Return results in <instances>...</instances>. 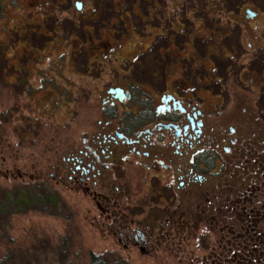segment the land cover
<instances>
[{"label": "rangeland", "instance_id": "rangeland-1", "mask_svg": "<svg viewBox=\"0 0 264 264\" xmlns=\"http://www.w3.org/2000/svg\"><path fill=\"white\" fill-rule=\"evenodd\" d=\"M160 26L181 35L168 31L149 45ZM261 51L264 11L252 0L239 9L231 0H0V256L11 252L2 264H90L92 254L108 264H228L246 237L264 262ZM146 72H157L148 81L158 87L165 76L179 91H197L210 105L211 139L230 152L221 150L212 175L186 189L168 171L145 184L131 156L122 175L96 179L97 193L114 198L103 213L92 192L55 174L81 137L100 131L106 90L140 85ZM23 192L20 212L6 214L5 197ZM115 218L156 228L149 254L121 246Z\"/></svg>", "mask_w": 264, "mask_h": 264}, {"label": "flooded vegetation", "instance_id": "flooded-vegetation-1", "mask_svg": "<svg viewBox=\"0 0 264 264\" xmlns=\"http://www.w3.org/2000/svg\"><path fill=\"white\" fill-rule=\"evenodd\" d=\"M79 5H81L80 10H78ZM75 9L81 11L82 2H76ZM156 16L161 22L159 15ZM112 22L113 18L110 17L108 26ZM58 28H61V25ZM170 28L163 29L161 26L157 28L154 40H151L149 45L152 46L157 38H163L168 31L170 38L181 35ZM189 38L190 35L187 46L191 43ZM169 44H172L171 40ZM148 50L149 47L142 53L146 54ZM156 52L160 61H164L169 50L161 46L156 48ZM156 63L158 64L157 60ZM160 66H162L161 62ZM162 70V74L165 75V69ZM149 75L157 81V72L152 74L146 72L142 75L143 80L140 85L130 82L128 88L115 86L106 90V97L103 99L104 121L98 123L101 127L100 131L91 136L81 137L80 144L63 157V164L58 166V173L55 174V178H60V175L65 178L67 185H75L85 192H92L96 205L103 213L108 212L105 209L106 205L113 203L114 198L97 193L96 179L102 173L107 175L108 171L113 170H118L121 173L118 175H122L123 164L131 156L139 158L137 165L144 172L145 184L150 185L153 181H159L157 175L162 171H168L177 176L179 187L186 189L194 184L203 183L207 176L212 175L213 169L222 159L221 150L224 153L230 152V148L221 146L220 141L223 142V139L220 137L211 139L206 124L207 119L212 116L210 105L198 95L197 91L191 86L179 91L177 87L170 85L172 83L167 82L165 76L162 85L158 87L157 83L148 81ZM143 84H145L144 88H142ZM111 89H121L124 92L122 99L109 95L108 91ZM137 91L138 96L135 94ZM114 102L121 107L119 109L122 110V115ZM133 110H136V113ZM229 133L233 135L234 130L229 128ZM237 141L236 138L228 139L231 146ZM114 180L118 181L117 178ZM90 183L91 186H88ZM108 187L106 184L104 189ZM113 188L123 190L122 185ZM103 205L105 207H102ZM113 216L116 217L111 212V217ZM153 218L159 220L158 215ZM113 222L115 224L111 229L118 234L124 249L134 246L143 254H149L154 246L152 232L156 228L145 225V221L135 223L133 228L127 225L132 223L129 219L120 221L115 218ZM160 222L163 220L161 219Z\"/></svg>", "mask_w": 264, "mask_h": 264}, {"label": "trees", "instance_id": "trees-1", "mask_svg": "<svg viewBox=\"0 0 264 264\" xmlns=\"http://www.w3.org/2000/svg\"><path fill=\"white\" fill-rule=\"evenodd\" d=\"M233 7L235 9H239L243 2L246 0H231ZM230 2V1H229ZM260 0H252L253 5L256 8H262L264 11V0H262L261 3H259ZM224 4L228 3V0H223ZM258 62L261 64H264V52L261 51L258 55ZM264 100V98H263ZM26 201V194L23 192L19 196H11L7 195L4 199L3 207L6 211V214H17L20 212L22 204ZM241 239V238H240ZM239 241V239H237ZM241 243V246L238 248V243L235 244V248H238L239 250L233 254L229 253L232 257L230 260H228L226 263L229 264V261L233 262L234 264H264L262 260H259L260 256H262L261 253L257 252L253 239H249L248 237L241 239L239 241ZM230 244V243H229ZM248 249V252H239L240 250ZM10 251H8L5 255L0 256V264H2L4 261L9 260L10 258ZM256 260V261H253ZM214 261V260H213ZM122 262V261H121ZM90 264H108L107 260L104 259L102 256L92 254L91 256V262Z\"/></svg>", "mask_w": 264, "mask_h": 264}, {"label": "water", "instance_id": "water-1", "mask_svg": "<svg viewBox=\"0 0 264 264\" xmlns=\"http://www.w3.org/2000/svg\"><path fill=\"white\" fill-rule=\"evenodd\" d=\"M81 5L78 6V10H80ZM247 18H254L256 16L255 13H253L250 10H246ZM109 95H115L116 98H119V100L122 99V95L124 96V92L121 89H111L108 91Z\"/></svg>", "mask_w": 264, "mask_h": 264}]
</instances>
